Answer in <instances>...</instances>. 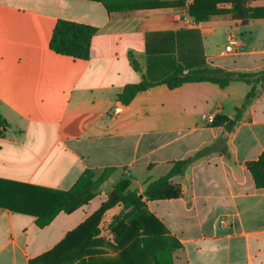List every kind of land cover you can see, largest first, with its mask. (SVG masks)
<instances>
[{
	"label": "crops",
	"instance_id": "0c3cea01",
	"mask_svg": "<svg viewBox=\"0 0 264 264\" xmlns=\"http://www.w3.org/2000/svg\"><path fill=\"white\" fill-rule=\"evenodd\" d=\"M177 1L185 6L156 5ZM193 1L0 0V115L8 123L0 134V264H72L78 252L82 264H264V188L246 166L264 151V94L230 131L224 118L243 104L251 89L244 82L158 85L129 105L118 101L147 73L150 33L198 29L209 65L264 70V19L196 23ZM60 20L97 28L88 59L50 48ZM225 28L241 32L227 34L239 42L236 53L218 52L214 40ZM211 145L171 179L180 198H144L134 212L118 202L93 219L119 182L142 195L174 162ZM86 172L92 177L83 180Z\"/></svg>",
	"mask_w": 264,
	"mask_h": 264
},
{
	"label": "trees",
	"instance_id": "16d2710c",
	"mask_svg": "<svg viewBox=\"0 0 264 264\" xmlns=\"http://www.w3.org/2000/svg\"><path fill=\"white\" fill-rule=\"evenodd\" d=\"M254 1L194 0L188 8V13L196 23L208 22L214 17H227L245 26L252 21L264 19V7L252 6L251 4ZM221 4H229L230 7H219ZM156 5L166 7L183 5L184 7L185 1L164 2ZM96 33L97 28L93 26L60 20L53 32L50 48L57 54L85 60L90 57L91 41ZM147 43V73L140 82L126 85L118 95V101L123 105H129L137 94L158 85H166L170 90H173L188 83H210L224 89L233 82H244L250 85L251 89L247 93L243 104L236 109V115L233 120L224 118L227 122L226 128L230 131L237 125V122L250 105L264 94V70L237 72L209 65L205 55L202 34L198 29H183L176 33H150ZM131 63L137 72L142 71L139 62L133 57H131ZM1 127H8V123L0 115V134L2 132ZM214 147L215 145L207 146L188 158L174 162L169 173L151 181L142 195L127 191L129 187L128 180L119 182L111 194L110 200L102 205L93 216V219L99 218L109 207L114 206L118 202L123 204L124 210L132 208L134 212L146 207L144 198L151 201L180 198L182 196V188L180 185L173 184L171 179L174 176L183 174L197 159L213 152ZM224 153L227 156L229 155L227 150H224ZM246 166L255 180L256 187L264 188V151L257 160L248 162ZM112 171V169H107L101 178L93 184L97 187L110 176ZM91 175V172H86L83 180L86 177L91 178ZM87 199H89V196ZM121 215L115 217V220H119ZM51 219L39 221L38 224L40 227H44L50 223ZM144 229L147 230L148 228L145 227ZM76 232L69 234V236L76 234ZM97 233H99L98 228H96L94 234ZM178 247H180L179 244L177 245ZM59 248L60 246L41 256L40 259H47L48 256L55 254ZM83 255H85L84 252L73 254L69 259V263L78 262L77 264H82L79 260Z\"/></svg>",
	"mask_w": 264,
	"mask_h": 264
},
{
	"label": "rangeland",
	"instance_id": "374dc122",
	"mask_svg": "<svg viewBox=\"0 0 264 264\" xmlns=\"http://www.w3.org/2000/svg\"><path fill=\"white\" fill-rule=\"evenodd\" d=\"M257 21L258 20H256L254 23H251V24H261L260 22H257ZM227 22H230V21H227ZM231 24H233V23H231ZM254 28H255V25H251V27H248V29L247 28H242L243 29L241 31L242 32V36H245L246 33H248L246 31H248L250 29L254 30ZM228 31H233L237 35L241 34L240 31L237 32V31L234 30V28L231 29V30L229 28H225L224 30H221V32H219L216 35V40H214V42L218 45V47H220L218 52H220V51L223 52V51L226 50V44H228V39H227V34L229 33Z\"/></svg>",
	"mask_w": 264,
	"mask_h": 264
},
{
	"label": "built area",
	"instance_id": "2783aa9c",
	"mask_svg": "<svg viewBox=\"0 0 264 264\" xmlns=\"http://www.w3.org/2000/svg\"><path fill=\"white\" fill-rule=\"evenodd\" d=\"M238 47H239V42H238L237 38L233 35L229 36L228 44L226 46V52L227 53H231V52L236 53V52H238ZM202 119L204 121H206L207 123L212 124L215 120V117L212 115H204L202 117ZM226 223H227L226 218L222 217L220 219V224L225 225Z\"/></svg>",
	"mask_w": 264,
	"mask_h": 264
},
{
	"label": "water",
	"instance_id": "95a60500",
	"mask_svg": "<svg viewBox=\"0 0 264 264\" xmlns=\"http://www.w3.org/2000/svg\"><path fill=\"white\" fill-rule=\"evenodd\" d=\"M120 109H122V106H120Z\"/></svg>",
	"mask_w": 264,
	"mask_h": 264
}]
</instances>
